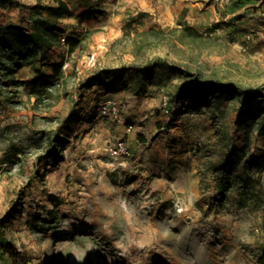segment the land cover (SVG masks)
I'll list each match as a JSON object with an SVG mask.
<instances>
[{"label": "rangeland", "instance_id": "1", "mask_svg": "<svg viewBox=\"0 0 264 264\" xmlns=\"http://www.w3.org/2000/svg\"><path fill=\"white\" fill-rule=\"evenodd\" d=\"M38 1L53 0H0L1 27L30 26ZM228 8L221 7L224 19L198 28L181 24L182 16L159 20L132 6L104 28L79 22L89 35L69 52L65 79L54 80L52 94L40 100L28 67L5 76L0 66L1 229L28 264H262L264 169L224 162L233 144H243L240 97L212 96L200 105L183 92L184 72L242 91L264 87V0L249 17L248 8L242 15ZM159 58L177 69L157 70L158 86L127 102L114 84L109 95L120 102L119 114L82 127L90 137L107 127V150L80 151L75 166L47 163L49 134L67 118L75 127L100 112L85 77ZM127 72L117 75L131 77ZM130 123L136 145L125 133ZM121 139L129 155L110 151ZM252 153L264 155V136L254 135L245 159ZM245 175L252 179L247 188Z\"/></svg>", "mask_w": 264, "mask_h": 264}, {"label": "trees", "instance_id": "2", "mask_svg": "<svg viewBox=\"0 0 264 264\" xmlns=\"http://www.w3.org/2000/svg\"><path fill=\"white\" fill-rule=\"evenodd\" d=\"M33 10L31 25L30 26H14L8 25L1 27L0 25V66L3 65L6 71L2 72L3 75L9 76L15 74L25 66H30L34 71L38 73L35 79L31 80L32 91L37 93V100L41 99L42 93L51 95L49 86L54 84L55 79H59L64 60L53 63L54 72L51 74L43 73L42 69L37 65H47L49 54L54 50L55 47L61 44V38L65 37V42L69 46V51H73L79 44V38H76L72 34H64V30L60 26V18L64 16H72L75 11L71 8L67 0H53L49 4H43L40 1L36 5L32 6ZM92 12H98V10L91 9L86 14ZM136 20V19H133ZM3 60H6L4 62ZM177 69L173 65H169L167 61L162 58L156 59L146 66H129L128 69L123 72L131 71V77L134 73V77H138L141 82L146 83H160L157 80V70H161L160 73H165L164 70ZM121 72V73H123ZM107 75L115 74L113 79L106 81L102 74H96L90 78L91 80L101 81L107 85V88H111L117 81L124 79L123 75H117L115 70H106ZM117 73V74H116ZM119 73V74H121ZM188 77L184 84L183 92L193 97L194 101L200 105H207L211 102L213 96L218 101L225 94H229L231 97L239 96L241 100V106L238 110L237 125L244 130L243 144L232 145L230 151L224 160L225 164L237 166L240 163L248 165H254L258 171L264 169V155L263 154H250L247 157L248 151L251 150L252 139L254 135L264 136V87L251 89L249 91H242V89L235 84L226 83L218 79L206 80L202 79L201 76L191 72H184ZM18 82L17 79H8ZM9 81V82H11ZM95 82H88L86 86L95 84ZM140 84V83H139ZM40 85L42 87L38 88ZM181 91V89H180ZM256 100H259L256 104ZM220 102V101H219ZM73 121L67 118L65 123L61 124L55 133L48 135L50 143L49 155L46 156L48 159L53 158L54 161L58 162L63 159V150L70 142V123ZM242 187H249L252 179L251 176L245 175L240 177ZM229 180V179H225ZM224 183L222 187L224 188ZM222 188V189H223ZM248 193H250L248 191ZM251 195L254 193H250ZM11 216V215H10ZM4 221H0V257H3L6 261L5 264H28L29 259L27 255L19 252L15 249L14 244L8 241L5 237L4 230L1 229V225ZM262 264H264V250L260 257Z\"/></svg>", "mask_w": 264, "mask_h": 264}, {"label": "crops", "instance_id": "3", "mask_svg": "<svg viewBox=\"0 0 264 264\" xmlns=\"http://www.w3.org/2000/svg\"><path fill=\"white\" fill-rule=\"evenodd\" d=\"M67 1L71 6V8L75 11V14L72 16H64L60 18V26L64 30L63 32L65 35L72 34L76 38H79L80 42L73 51H69L68 44L66 42H62L61 40V44L55 47L54 50L49 54L47 62L50 64L47 65L37 64L42 69L43 73L51 74L54 72L53 63L64 60L62 73L59 77L61 81L66 77L65 76L66 69L64 70V68L66 67L65 62L68 59L69 52H74L77 49V47H80L81 43L86 39V36L89 35L87 27H85L84 30L78 28L79 22L87 25L88 28H93L97 26L99 28H104L105 26H107L105 24H107V22H110L107 21V19L116 21L122 18L121 16L123 15V12H125L124 10L128 9V6H132L135 9H137L136 11L138 13L143 12L140 13L141 15H144V13L146 12V14H148L149 17H154V19L158 18L159 20L175 22L178 19H180V17L182 16L181 24L182 21H185L189 25L195 26L197 28L200 26V24L201 26L210 24L211 20H219L220 18L223 19L225 18L224 13H222V9H221L223 5H220L216 0H67ZM261 1L263 0H231V2L227 4V6L231 9L234 15L236 14L242 15L245 9L248 8L249 12L251 13L249 14L245 13V16L248 15L249 17L252 15H256L258 13V10L257 11L255 10L257 6L261 3ZM51 2H48V4ZM91 9L98 10V12L97 13L92 12L91 14H86V12L90 11ZM227 17H230V14L227 15ZM229 28H232V26H229ZM233 28H236V26H233ZM26 67L27 66H25L24 68ZM28 70L31 73V77L30 76L28 77V84H29L31 80L35 79L38 73L34 71L30 66H28ZM106 70L107 69H104L98 72L102 74V77L106 81H110L111 79H113V74L107 75L105 73ZM117 73L119 74L120 71ZM96 74L94 73L91 77H93ZM91 77L90 76L85 77L83 79V82L85 83L95 82L94 80L90 81ZM133 77L134 74L132 77L124 76L123 80L116 82L120 84L119 92L121 93V96L125 102L130 101L129 100L130 98L132 99L136 97H141L143 94L149 93L153 89L154 85L158 86V82L156 83V81H154L153 83L148 82L146 83V85H144V83L141 82L138 77L136 78ZM130 84L133 87H130ZM86 88H88L89 91H92V94L97 96V100L99 101L98 103L99 109L101 108V105L105 102V100L112 96L109 94L115 91L112 89L113 87L107 88V85L103 84V82L101 81H96L95 84L86 86ZM103 118L104 115L101 114L99 111H96L91 113V117H89L87 121L79 122L78 125H76L75 127L74 124H71L70 125L71 128L69 130L70 142L65 149L72 148L74 150L71 151L70 156H68V154L63 155V159L58 162L54 161L53 158H49L47 159L48 160L47 163L55 162L57 166H59L61 163H68V164L70 163L75 166L79 161L78 152L84 151V153H90V151L93 150V148H91L92 146H97L99 148L102 147L104 143L106 144L107 135H111V134H107V131L109 130L107 127L102 128L100 134L96 137H90V133H89L90 131H88V129L91 127L90 124L93 125L97 121V119L101 120ZM81 123H83V125H81ZM86 125L88 129L84 131L82 127ZM93 128L94 127L92 126L91 129L93 130ZM137 132H142V131L138 130ZM125 133H127L128 139L131 142H133V144L136 145V141H137L135 136L136 133L129 132L128 129H125ZM103 149L107 150V147H105L104 145ZM50 160H52L53 162Z\"/></svg>", "mask_w": 264, "mask_h": 264}, {"label": "built area", "instance_id": "4", "mask_svg": "<svg viewBox=\"0 0 264 264\" xmlns=\"http://www.w3.org/2000/svg\"><path fill=\"white\" fill-rule=\"evenodd\" d=\"M220 5H225L228 4L229 2H231V0H216ZM62 42H65V37L63 36L61 38ZM163 110L166 113L170 112V104H169V99L168 97H164L163 98ZM100 112L103 115H115L117 116L120 112V102L113 98H107L105 100V102L101 105L100 108ZM134 125L132 123L129 124L128 126V130H133ZM110 151L115 154V155H129L130 151H129V147H128V143L126 140L121 139L119 140L114 146H112L110 148ZM1 262V260H0Z\"/></svg>", "mask_w": 264, "mask_h": 264}]
</instances>
